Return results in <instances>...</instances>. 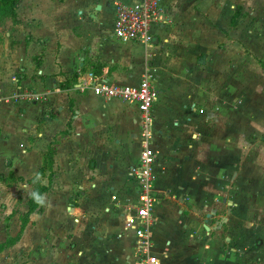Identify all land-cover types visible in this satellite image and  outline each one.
Wrapping results in <instances>:
<instances>
[{
	"label": "crops",
	"instance_id": "1",
	"mask_svg": "<svg viewBox=\"0 0 264 264\" xmlns=\"http://www.w3.org/2000/svg\"><path fill=\"white\" fill-rule=\"evenodd\" d=\"M136 1L16 0L15 15L0 23V176L10 171L20 180L41 175L50 150L59 181L45 193L56 194L42 199L44 211L29 215L23 235L26 264L136 261V239L124 228L121 204L136 190L129 167L141 150L138 111L119 99L95 95L91 84L93 76H102L136 85L147 73L156 87L153 70L164 66L162 56L168 53L162 50L173 31V15L196 0H159L162 20L153 26L148 45L114 36L116 3ZM25 92L34 99L23 98ZM156 100L152 147L158 157L154 190L160 196L173 186L184 187L177 184L182 177L173 176V164L191 160L187 148L194 146L184 136L197 127V111L204 108L193 100L174 105L178 98L171 91L160 90ZM195 183L185 179L187 188ZM3 188L0 184V194ZM71 195L76 204L69 207ZM51 206L57 210L47 235L40 227ZM172 215L171 207L160 202L153 210L151 251L159 264H242L235 252L222 255V262L212 242L173 231ZM187 222L192 223L186 221V227ZM67 227L72 235L63 241L57 230ZM38 230L41 247L35 244Z\"/></svg>",
	"mask_w": 264,
	"mask_h": 264
},
{
	"label": "rangeland",
	"instance_id": "2",
	"mask_svg": "<svg viewBox=\"0 0 264 264\" xmlns=\"http://www.w3.org/2000/svg\"><path fill=\"white\" fill-rule=\"evenodd\" d=\"M196 1L173 15V31L162 50L168 53L162 56L164 66L157 64L152 75L158 94L171 91L178 98L174 105L193 100L204 108L197 111V127L184 136L194 146L187 148L191 160L173 164L174 178L182 177L175 182L184 187L173 186L157 199L171 207L173 231L212 242L216 259L223 262L222 255L235 252L242 264H264V0ZM150 129L153 134V124ZM185 179L188 185L198 183L187 188ZM8 180L0 178L6 186L0 194V242L19 231L35 184L51 187L59 182L55 174ZM45 193L42 199L56 194ZM68 203L76 204L74 195ZM56 210L51 206L43 216L40 228L46 234ZM186 221L192 225L187 222L186 227ZM41 230L35 238L39 247ZM57 231L63 241L72 235L69 227ZM23 239V244L0 252V264L28 262Z\"/></svg>",
	"mask_w": 264,
	"mask_h": 264
},
{
	"label": "built area",
	"instance_id": "3",
	"mask_svg": "<svg viewBox=\"0 0 264 264\" xmlns=\"http://www.w3.org/2000/svg\"><path fill=\"white\" fill-rule=\"evenodd\" d=\"M162 20L159 0H138L134 3H116L114 36L122 41L151 43L152 28ZM91 88L95 95L106 99H119L136 107L139 115L141 150L138 161L129 167V175L136 184L135 195L121 204L124 228L136 239L134 264H159L152 253L151 232L154 225L153 210L158 203L155 194L156 165L158 157L152 147V107L158 91L150 75L145 73L136 85L110 82L105 77L93 76ZM31 92L22 97L34 99Z\"/></svg>",
	"mask_w": 264,
	"mask_h": 264
},
{
	"label": "trees",
	"instance_id": "4",
	"mask_svg": "<svg viewBox=\"0 0 264 264\" xmlns=\"http://www.w3.org/2000/svg\"><path fill=\"white\" fill-rule=\"evenodd\" d=\"M16 3V0H2L0 2V23L3 21L4 18L8 16H14V5ZM262 69L264 70V62L261 64ZM49 162L45 163L43 166V169L41 170L42 174L39 175L41 177L49 176L52 177L54 175V171L52 170V151L49 150ZM48 171V172H46ZM9 178V182L15 181L17 178L14 177L13 173L10 171L6 176H0V178ZM48 184H42L41 182H37L33 188V191L28 199L27 202V210L21 214L20 216V225H19V231L14 236H7L4 241L0 242V252L3 250L13 246L15 243H17L22 233L25 230V227L29 220V215L31 213H42L43 212V201H42V195L43 193L47 192L49 190Z\"/></svg>",
	"mask_w": 264,
	"mask_h": 264
},
{
	"label": "water",
	"instance_id": "5",
	"mask_svg": "<svg viewBox=\"0 0 264 264\" xmlns=\"http://www.w3.org/2000/svg\"><path fill=\"white\" fill-rule=\"evenodd\" d=\"M207 227V226H206Z\"/></svg>",
	"mask_w": 264,
	"mask_h": 264
}]
</instances>
